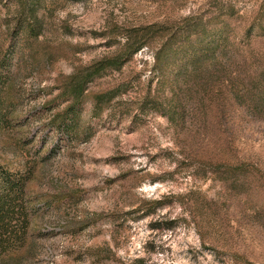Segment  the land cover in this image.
Masks as SVG:
<instances>
[{
	"label": "rangeland",
	"instance_id": "1",
	"mask_svg": "<svg viewBox=\"0 0 264 264\" xmlns=\"http://www.w3.org/2000/svg\"><path fill=\"white\" fill-rule=\"evenodd\" d=\"M126 39L74 102L69 77ZM166 43L236 70H160ZM262 70L264 0H0V165L46 202L23 264H264V115L238 93L264 95Z\"/></svg>",
	"mask_w": 264,
	"mask_h": 264
},
{
	"label": "trees",
	"instance_id": "2",
	"mask_svg": "<svg viewBox=\"0 0 264 264\" xmlns=\"http://www.w3.org/2000/svg\"><path fill=\"white\" fill-rule=\"evenodd\" d=\"M143 41L144 39H140L139 43L133 46L130 40L126 39L127 43L123 53L110 59L102 58L88 66L76 69L69 77L68 82V86L71 87L73 101L80 102L89 82L107 68H118L124 60L143 48ZM205 46L199 49V46L193 43L191 49L186 50L183 45L177 44L173 49L166 43L154 53V67L161 70L163 60L178 55L179 58L180 56L185 58L186 63L183 65L182 70L183 73L189 76L202 74L211 79L219 76L223 78L231 75V71L236 70L234 69L235 62L232 57H227L221 51L218 52L219 50H217L215 44ZM238 75L239 71L237 72ZM259 77L264 78V70L260 71ZM231 84L234 85L233 82ZM252 91L246 88L243 93L238 92L247 104L244 110L254 115H264V95ZM117 93V89L106 91V100L114 99ZM222 95L223 101L229 99L226 96L227 94L223 93ZM99 102H101V98L96 101V104ZM72 107V105L68 106L64 110V114L68 115ZM175 107L181 108L179 103H175ZM178 111H176V115ZM226 111H228L226 108L221 107L216 112L226 113ZM202 112L205 114V110ZM245 166V163L240 162L238 169L243 171ZM33 179V173L30 169L24 173H13L0 165V264L26 263L33 255L34 250L42 246L38 237L33 236L31 232L33 218L43 212L46 202L42 198L31 195L29 185Z\"/></svg>",
	"mask_w": 264,
	"mask_h": 264
}]
</instances>
